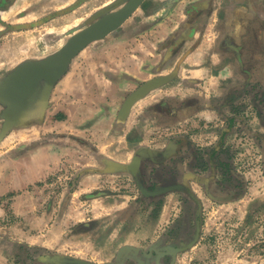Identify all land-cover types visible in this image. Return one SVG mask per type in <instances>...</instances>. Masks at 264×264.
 I'll return each instance as SVG.
<instances>
[{
  "label": "crops",
  "instance_id": "obj_1",
  "mask_svg": "<svg viewBox=\"0 0 264 264\" xmlns=\"http://www.w3.org/2000/svg\"><path fill=\"white\" fill-rule=\"evenodd\" d=\"M115 1L0 0V83L32 52L46 51L21 41L29 32L48 26L70 35ZM257 69L264 72V0H144L74 58L37 120L6 125L0 95V228L6 212H37L43 198L45 215L64 206L75 213L81 198L105 201L114 170L131 179L133 155L175 129L160 117H202L239 73L264 85Z\"/></svg>",
  "mask_w": 264,
  "mask_h": 264
},
{
  "label": "rangeland",
  "instance_id": "obj_2",
  "mask_svg": "<svg viewBox=\"0 0 264 264\" xmlns=\"http://www.w3.org/2000/svg\"><path fill=\"white\" fill-rule=\"evenodd\" d=\"M47 29L23 36L22 42L31 46L38 43L46 49L32 52L31 57L57 50L70 37L59 34L46 39L41 34ZM260 72L254 71L256 77L264 80V72ZM246 77L242 73L234 77L239 99L242 98L240 112L233 108L236 105L211 101L202 117L191 115L187 122L184 117L171 116L175 129L154 136L157 151L166 147L174 153H168L170 156L160 162L147 161L144 171L155 179L157 172L170 170L169 158L174 156L180 161L186 156L183 163L175 165L180 173L179 187L168 191L158 187L154 194L145 196L136 189L137 180L128 174L115 176L118 172L114 170L107 184L110 196L105 201L99 195L88 202L81 198L75 213L73 208L64 206L63 210L43 214L46 198L36 203L37 212H6L1 219L4 226L0 228V264H74L71 259L121 264H264V119H259L257 107L250 101L255 88L250 86L247 91L243 87ZM191 105L192 111L201 107L198 102ZM260 109L264 111V104ZM229 114H235L237 119L226 138L227 155L243 179L241 184L222 172L219 163L209 160V149L220 140ZM160 121L167 124L165 117H160ZM188 140L198 149L187 146ZM202 152L204 160L194 161L192 156ZM62 183L65 189L66 180ZM48 201L45 205L49 209L54 198ZM84 203L87 210L83 209ZM172 227L176 232L167 236L165 230ZM167 244L178 251L165 255L161 251L169 248L163 249ZM142 248L148 255H141L139 250L134 253V249ZM152 251L160 252L159 258H152Z\"/></svg>",
  "mask_w": 264,
  "mask_h": 264
},
{
  "label": "water",
  "instance_id": "obj_3",
  "mask_svg": "<svg viewBox=\"0 0 264 264\" xmlns=\"http://www.w3.org/2000/svg\"><path fill=\"white\" fill-rule=\"evenodd\" d=\"M144 0H116L95 13L92 18L57 50L31 57L18 64L0 83V95L5 105L6 125H22L43 115L49 94L55 83L69 70L74 58L88 45L103 39L119 29L141 7ZM172 248V249H171ZM127 247L125 248V250ZM175 254L169 247L163 253ZM74 264H113L114 261L96 263L71 259ZM120 263V261H116Z\"/></svg>",
  "mask_w": 264,
  "mask_h": 264
},
{
  "label": "flooded vegetation",
  "instance_id": "obj_4",
  "mask_svg": "<svg viewBox=\"0 0 264 264\" xmlns=\"http://www.w3.org/2000/svg\"><path fill=\"white\" fill-rule=\"evenodd\" d=\"M71 28V27H70ZM76 31V30H75ZM55 32V31H54ZM70 35L74 32V30H68L67 31ZM56 34H57V36L59 35L57 32H55ZM44 35H47L46 37H48V36H51V37H56L55 36V34H51V32H49V31H47V33H43ZM45 37V38H46ZM47 39V38H46ZM246 75H247V78H249V75L247 74V72H246ZM250 83V82H249ZM167 118V120H169V121H171L172 119H171V116H168V117H166ZM160 124H161V121H160ZM174 130V129H173ZM174 133H172V135H173ZM180 134V133H179ZM178 134V135H179ZM176 135L174 134V136H172V138H174ZM161 138H163V137H161ZM154 142H156V138L153 136V138H152V141H150V145H147L146 147L148 148V149H146V150H144V152H146L145 153V155H143V156H138L139 155V153H136L135 155H133V157L130 159V162L127 164V166H126V170H129V173L131 174V176H132V180L134 179L135 181H136V183H135V187H136V189L137 190H139V194L141 193V194H143V195H145V196H148V195H152V194H154L155 193V189H157L158 187H160V188H163V190L165 189V191H168V190H170V189H173V188H177V187H179V185H181L180 184V178H179V175H180V173L177 171V169H176V167H175V165H178V162L179 163H183L184 161H185V159H186V156L184 157V156H182L181 157V160L180 161H177L176 160V158H174V156H172L173 158H169L170 160V162H172V164H171V166L172 167H170V170H168L166 173L165 172H162V173H160V172H157V175H156V177L157 178H155V179H153V178H151L150 177V174L149 173H147V172H145L144 171V165L147 163V161H159L160 162V160L158 159V158H161V155L162 154H160V153H165L167 156H166V158L168 157V156H170L168 153H174V152H168V149L166 148V147H163L162 149H161V151H157V149L159 148V146H155L157 143H155V144H153ZM158 142V141H157ZM188 144H187V146H191V148L193 149V147H192V143H190V141L188 140V142H187ZM150 146V147H149ZM156 152H159V155H158V157H156L155 155H156ZM177 154V152L175 153V155ZM183 154V153H182ZM193 154H196V152L195 153H193ZM198 154V153H197ZM164 156V155H163ZM192 157H194L195 158V156L193 155ZM191 159H193V158H191ZM195 159H197V158H195ZM129 160V159H128ZM145 160V161H144ZM176 161V162H175ZM142 165V166H141ZM167 166V165H166ZM172 172L176 175V179H174L173 181H167L166 182V180L168 179V178H171V175H173L172 174ZM188 176H189V174L188 173H186ZM174 175V176H175ZM182 175H184L185 176V173L183 174L182 173ZM129 176V175H128ZM130 177V176H129ZM166 177V178H165ZM164 178L166 179V180H164ZM174 178V177H173ZM169 180V179H168ZM156 181V182H155ZM139 183V184H138ZM160 184V185H159ZM138 186H141V187H138ZM141 189V190H140ZM174 227H172V228H168V229H166L165 230V234H167V236L168 235H174V232H176L174 229H173ZM165 236V235H164ZM166 236V237H167ZM168 245H170V244H167V246H165L163 249H166V247H169ZM171 247H173V246H171ZM172 249V248H171ZM153 250V249H152ZM144 251H146V250H144L143 248L141 249V251L139 252L141 255L142 254H146V255H148V253H146V252H144ZM170 252H171V250H169ZM153 253H151V257L152 258H158L159 257V255H160V252L159 253H156V251H152ZM161 252H164L163 250L161 251ZM139 254V255H140ZM165 255H170V254H165ZM161 258V257H160Z\"/></svg>",
  "mask_w": 264,
  "mask_h": 264
},
{
  "label": "trees",
  "instance_id": "obj_5",
  "mask_svg": "<svg viewBox=\"0 0 264 264\" xmlns=\"http://www.w3.org/2000/svg\"><path fill=\"white\" fill-rule=\"evenodd\" d=\"M235 85H233V84L230 85L228 87V90H227L226 94L222 98V100H219V101H220V103L222 105L227 104V105H230L232 107L234 105H236L237 107H233V108L236 111L240 112V107L239 106H241V104L239 103V100L242 99V98L239 99V95L240 94L236 91L237 89H236ZM250 86L255 88L253 97L251 98L250 101L254 105H256V107H257L256 110H257L258 116L260 117L259 119L263 120L264 119V111L261 110L260 108H261V105L264 104V88H263V86L255 83V82H250L249 83L248 81H246L243 84V87H245L247 91H248L247 88H249ZM235 114H233V115L229 114L228 115L229 122L227 123V125H225L221 129L220 140L218 141V143H215L209 149V151H210L209 160H211V162L214 161V162L219 163L222 172H224L225 174H228V177H231V179L235 180L237 183L240 182V184H241V182H243V179L233 169L232 163L229 161V156L227 155V152H228V149H229V145L227 144L226 138H227L228 134L231 133L232 128H233V124L236 122L237 116ZM192 147H193V150H197L198 149V147L196 148L193 143H192ZM198 153H199V150H198ZM160 154H162V155H161V158L159 160H164L166 158V156H167L165 153H160ZM204 154H205V152H202L201 155L197 154L195 158H197L199 160H204V158H205ZM195 158L193 159L194 161L197 160ZM172 174L173 175H171V178H168L169 180L168 179L166 180L165 179L166 177L164 178V180H166V182H167V181H173L174 179H176V175L173 172H172ZM185 176H188V175L185 173ZM194 211H196V210L194 209ZM198 211H199V209H198ZM136 250L141 251V249H134V253L137 252ZM144 252H146V251H144ZM156 253H158V252H156ZM164 254H167V253H164ZM114 262L115 263H113V264H121V262L120 263H116V261H114Z\"/></svg>",
  "mask_w": 264,
  "mask_h": 264
}]
</instances>
